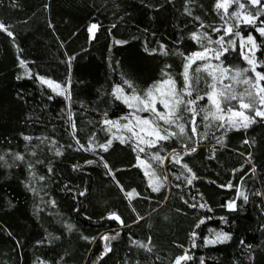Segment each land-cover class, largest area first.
<instances>
[{
  "label": "trees",
  "instance_id": "1",
  "mask_svg": "<svg viewBox=\"0 0 264 264\" xmlns=\"http://www.w3.org/2000/svg\"><path fill=\"white\" fill-rule=\"evenodd\" d=\"M220 3L217 9V0H0V22L14 34L13 39L0 30V264H175L181 256L183 264H264V120L255 117L257 123L247 129L226 131L215 125L205 129L203 123L211 120L197 116L198 131L209 133L202 141L196 135L137 145L136 137L128 141L132 134L118 129L130 109L112 95L115 85L130 93L123 84L128 80L143 96L167 79L165 71L179 90L185 61L178 53L199 51L211 58L220 46L208 44L202 34L216 40L230 26L224 37L229 51L221 61L251 68L246 57L264 60V36L253 26L264 27V14L247 15L259 5L241 0L240 9L234 0ZM233 11L239 16L231 17ZM93 24L98 27L92 34ZM192 32L197 40L190 38ZM250 33L254 41L247 40ZM69 57H74L71 68ZM202 63L208 61H196ZM209 71L196 74L201 95L209 91ZM212 73L229 83L223 79L227 74ZM38 77L66 86V92L54 91ZM199 104L211 107L207 98ZM135 114L155 118L150 111ZM185 131L191 134L190 124ZM110 139L105 152L99 145ZM182 140L196 151L184 155ZM160 145V155L168 157L162 167L150 155ZM173 149L182 156L180 164L170 162ZM17 154L24 159L17 160ZM153 169L167 179H154ZM192 173L197 178L188 184ZM161 182V190L153 192L149 185ZM132 189L139 195L128 197ZM111 213L123 225L110 219Z\"/></svg>",
  "mask_w": 264,
  "mask_h": 264
},
{
  "label": "snow or ice",
  "instance_id": "2",
  "mask_svg": "<svg viewBox=\"0 0 264 264\" xmlns=\"http://www.w3.org/2000/svg\"><path fill=\"white\" fill-rule=\"evenodd\" d=\"M234 2L238 5L240 9H243L245 7V3H241V0H234ZM246 2L252 4V5H259V8L255 13L248 12L247 15L249 17H252L253 19L258 18L260 15L264 14V4L261 3V0H246ZM220 0H217L216 8L219 9L221 7ZM190 14V13H189ZM225 15H228L227 9H225ZM231 17H237L239 16L238 11H233L230 14ZM196 19H199L198 17ZM221 19H224V16H221ZM227 23V21H226ZM203 27V25H201ZM257 32L260 33L261 36H264V27L253 25ZM10 26L4 25L2 22H0V30L6 31L7 35L9 37H13L14 34L11 31H8V28ZM98 25L93 24L90 26L89 31L91 32L93 29H96ZM236 27L238 28L239 25L237 24ZM213 31H220L219 28H214ZM231 31V26L229 28H226L222 35L219 36L218 39L213 40L210 36H208L206 33L202 34L203 38L207 40L208 44H215L220 46V51L212 50L214 55L209 58L208 56L202 54L199 51H193L189 54H185L183 52L178 53L184 58V65H183V71L181 73V76L183 77V86L179 89H175L176 81L173 80L172 76L168 72H164V75L167 76V79L162 81H157L155 84H153L151 87H149L144 93L143 96L139 95L135 89V87L132 85V83L128 80H124L123 84L127 86V88L131 89L130 93L124 94V88L123 85H115L112 91V95L117 99L121 100L125 106L130 109L128 112V115L122 116L121 120H127L128 123L121 125V127L125 128L128 132L132 133L131 136L127 137L128 141H131L133 137L137 138V145L141 140L144 141L145 144L149 146H155L159 141H167L171 138H183L184 140H191L193 136L199 135L201 141L208 137L209 133L207 131L199 132L198 130L201 127V124L197 123V116H200L201 120L203 122H208L211 120V123H203V127L205 129L211 128L215 125L217 129L223 128L226 131L230 128H235L236 130H239L241 128L247 129L251 124L257 123L255 117H261L262 120H264V85L260 84L261 80H264V72L256 71V67H264V60H257L254 57L253 58H247L248 64L253 65L251 68H239V67H232L231 65H226L223 61H221V56H224L225 53L229 51V47H225V39L224 37L226 35H229ZM234 35L239 36L240 32L236 31ZM191 39L197 40L198 39V33L192 32L191 33ZM248 41H254V37L250 33L247 36ZM116 43H126L123 41H117ZM229 46L232 45L234 42L229 40L226 42ZM201 47L204 49V52L209 51L207 47H205L203 44H201ZM255 47L260 48L261 45L257 44ZM165 46L161 45V49L164 50ZM148 51V49H145ZM152 52H155V49L151 50ZM162 54L167 55V51L164 50ZM243 55V53H241ZM200 59L202 61H209L210 59H215L217 61H220V63L216 65H210L209 63H202V64H196V60ZM74 57H69L68 63L69 68H71V60H73ZM226 59V57H225ZM21 65L25 64V61L20 60ZM195 64L196 66L193 68L192 65ZM167 67H170V65H167ZM209 67H212L214 69L220 70L222 73L227 74L223 77V79H227L229 83L225 84L223 83V80L218 79L211 71L208 72V75L212 77V82L207 83V88L209 91L205 92L203 95L199 94V90L197 88V85L199 84L200 77L196 74L201 71V69H209ZM252 72L254 75L249 76L247 73ZM70 76L71 73L69 72V83H70ZM40 79L41 83L48 84L50 87L55 83L51 80H47L44 77H38ZM171 84L173 86L172 90V97L171 99H166L164 97L160 98V105L161 109H157L155 107V103L152 101V96L155 92L159 90V88L163 85ZM234 85H244L246 87H243L242 90L237 91ZM56 88H60L61 85L56 83ZM65 90H66V86ZM55 91V89H54ZM121 93V95H117V93ZM61 94V93H58ZM185 97H188V99H185ZM215 97V99H214ZM207 98L209 105L211 107L201 106L199 104L200 101ZM66 99L71 101V93H68L66 96ZM131 101H137L138 103L134 104ZM232 101H236V104L233 105ZM143 104L144 107H140L139 105ZM134 110V111H132ZM245 110L249 113L248 115H245ZM143 111H150L153 116L155 117L151 121L147 118H142L140 116L135 115V112H143ZM185 113L190 114V119L185 116ZM233 116H240L243 117V120H233ZM71 118V117H69ZM133 121H137L138 123L134 127H129L130 124H133ZM158 121H163L164 125H167V127H162ZM183 121V122H182ZM216 121H220L219 124H215ZM104 123L112 125V124H118V121L113 120H105ZM151 123V132L155 135L156 139H147L144 136H140V134L137 132V128L140 127L141 124H149ZM186 124L191 125V134L186 133L185 127ZM73 128L75 125H72ZM172 128H178L177 131H172ZM25 140H29L30 137H24ZM120 139V143L123 144L126 142L125 138L123 137H116ZM217 143H223V140L221 137H217ZM77 143L79 141L77 140ZM182 147L186 149L184 152V155H188L190 153H194L196 151V147L188 148L186 144L183 143V140L181 141ZM244 143H249V141L245 140ZM112 140H108L107 144H101L99 145L100 148H102L105 152L108 151V148L111 146ZM81 147H84L81 145ZM91 143L88 146L89 150L91 149ZM134 151L136 148L134 147ZM163 150V145H160V148L155 152L151 153V159L158 161V167H162L164 165V160L168 159V157H162L160 155V151ZM140 152H144L145 149L143 147L139 148ZM60 154V153H57ZM172 159L170 160L171 163L180 164L182 160V156L180 153H177L175 149H173V152L169 154ZM17 160H23L24 157L17 154L16 155ZM103 158L101 157V160ZM138 160H140V157H137ZM4 157L0 156V161H3ZM96 161H88L89 164L95 163ZM103 166L106 169H109V166L107 162H104ZM151 167V165H150ZM182 167L187 170L188 172H191V169L188 168V165L184 163ZM252 171H255V168L252 169ZM109 172L111 173V169H109ZM148 175V173H145ZM151 175L154 179L157 180H166L167 176H157L156 169H153L151 172ZM194 173H192L191 178L187 180L188 184L192 183L193 179H196ZM42 179V178H41ZM177 179H179V176H177ZM153 192H159L161 188L163 187V183H158L155 186L149 185ZM225 187V186H222ZM226 187H233L232 184H228ZM123 191V189H122ZM133 193H136L135 189H132L131 192L126 193L128 197H131ZM139 195L138 193H136ZM80 195H84V193H80ZM240 195H243V193H240ZM245 200H247V197H244ZM234 201L228 202V207L232 208L234 205ZM192 207H195V205H191ZM203 207V205H201ZM211 210V209H209ZM110 219H116L119 221V217L115 213H111L109 216ZM123 223L122 221H120ZM200 223H204L203 220L200 221ZM199 225H197L198 227ZM69 230H71V225L68 226ZM118 235V234H117ZM218 237L221 236V234H217ZM112 239H115L116 237H111ZM223 239H228V236L226 234L223 235ZM105 240L108 239L107 236L104 237ZM141 247H146L144 244H140V242H137ZM186 257L181 256L178 257L175 264H180V261L185 259Z\"/></svg>",
  "mask_w": 264,
  "mask_h": 264
},
{
  "label": "rangeland",
  "instance_id": "3",
  "mask_svg": "<svg viewBox=\"0 0 264 264\" xmlns=\"http://www.w3.org/2000/svg\"><path fill=\"white\" fill-rule=\"evenodd\" d=\"M95 30H96V29H93V30L91 31V33L93 34V33L95 32ZM253 51H254V50H253ZM253 51H252V52H253ZM196 61H200V60L197 58ZM208 63H209L210 65H214L213 62H212V59L209 60ZM209 69H210L212 72H216V73L219 72L218 69H214V68H212V67H209ZM52 88H54V89L57 90V91L63 92V93L66 92V90L62 89L61 87H60V88H56V87H55V83L52 85ZM172 90H173V87L171 86V84H166V85L161 86V87L159 88V90H158L156 93H154V95L152 96V101L155 103V107H156V103L160 101V98H161V97H164V98H166V99H168V98L171 99V97H172ZM124 94H125V93H124ZM117 95H121V93L118 92ZM131 102L134 103V104L138 103L137 101H131ZM139 106H140V107H144L143 104H141V105H139ZM143 112H146V111H143ZM135 115L140 116V117H142V118H147V119H149V121H151L149 115H146V116H141L140 114H135ZM233 120H243V117H240V116H234ZM127 123H128V121H127ZM137 123H138L137 121H133V124H130L129 127H134ZM125 124H126V123H125ZM151 127H152V126H151V123H149V124H141L140 127L137 128L136 130H137V132L140 134V136H144V137H146L147 139H156L155 135L152 134V132H151ZM116 128H118V127H116ZM118 129H119V130H122V129H123V130L127 131L125 128H123V127H121V126H119ZM127 132H128V131H127ZM129 133H130V132H129ZM131 134H132V133H131ZM141 141H142V143H144L143 140H141ZM183 260H184V259H183ZM183 260L180 261V264H183V263H184Z\"/></svg>",
  "mask_w": 264,
  "mask_h": 264
},
{
  "label": "water",
  "instance_id": "4",
  "mask_svg": "<svg viewBox=\"0 0 264 264\" xmlns=\"http://www.w3.org/2000/svg\"><path fill=\"white\" fill-rule=\"evenodd\" d=\"M115 221L119 224V225H123V223H121V219L119 218V221L115 219Z\"/></svg>",
  "mask_w": 264,
  "mask_h": 264
}]
</instances>
